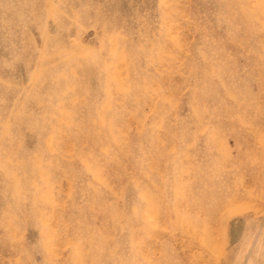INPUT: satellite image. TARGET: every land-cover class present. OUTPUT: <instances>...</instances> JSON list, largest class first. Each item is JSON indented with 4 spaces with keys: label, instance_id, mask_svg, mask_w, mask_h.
Listing matches in <instances>:
<instances>
[{
    "label": "rangeland",
    "instance_id": "rangeland-1",
    "mask_svg": "<svg viewBox=\"0 0 264 264\" xmlns=\"http://www.w3.org/2000/svg\"><path fill=\"white\" fill-rule=\"evenodd\" d=\"M0 264H264V0H0Z\"/></svg>",
    "mask_w": 264,
    "mask_h": 264
}]
</instances>
